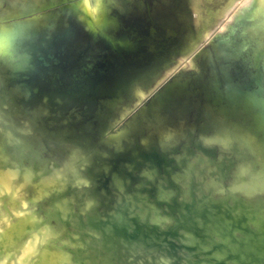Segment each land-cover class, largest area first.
Listing matches in <instances>:
<instances>
[{
  "label": "rangeland",
  "instance_id": "374dc122",
  "mask_svg": "<svg viewBox=\"0 0 264 264\" xmlns=\"http://www.w3.org/2000/svg\"><path fill=\"white\" fill-rule=\"evenodd\" d=\"M235 1L40 0V2L38 3V9L34 11L27 7L28 5H26L25 0H3V3L0 2V4L2 5H0V165L2 166L0 170H3L0 172V175L3 174L2 176L4 177V174L7 175L6 173H8L9 175H7V178L9 179V177L13 176L12 174L15 173L14 176L17 175L15 177L16 180L13 178L14 176L9 180H11L12 182H10L14 185L18 183V185L16 184L15 186H13V188L10 183H4L2 185V181H4L5 177L3 178L0 176V180L3 178L0 181V210L2 212V217H11V219L16 220V210L22 208L25 211L26 209L29 210L32 206L30 210L34 209V211H30L31 213H33V216H31V218L34 221L38 220L35 221V229L28 233L24 237V240L22 241L23 243L18 244L16 247L21 248L24 242H28L36 235L39 236L41 243L43 241L42 245H51L50 247L53 251L64 254L67 252L66 254L69 253L68 256L70 257V259L73 255H76L71 259V262L73 264H89V261L90 264H103V262H105L104 264H116V262H118L117 264H152V262L153 264H188L189 262V264H202L204 263V261L205 263L207 262L206 259L204 260L205 255L208 256L209 253H211V251H213L217 245L221 244L222 241L226 242V240H222V238L224 237V235H226L225 231H227V228L224 225L218 227L217 224L219 223V221L221 219L232 217L231 215H234L236 212H238L237 209H239L240 204L243 205V203H248L249 209L250 206L252 208L251 204H254V206L256 205L257 202L255 201H258L260 199V195L261 197H264V188H262L264 186V175L258 176V173H264V127H262L263 122H261V120H264V0ZM10 2H13L14 4ZM12 4L15 7H13ZM17 5L19 6L18 8ZM8 10L10 13L7 12ZM3 11L5 13H3ZM225 11L228 12L225 13ZM4 14H6L5 16H7L8 18L3 16ZM162 19L164 20L163 22ZM208 64L209 66H207ZM202 70H204V72ZM231 73L232 75H230ZM227 74L231 76L230 79L232 81L230 80V82H233L232 85L235 88L237 87L241 93L240 101L236 103L237 105H230L231 103H229V99L226 97L228 89H226L227 85L225 84L228 81L227 79L224 80V78L227 77ZM193 83L195 85H192ZM171 85H173L174 87L172 88ZM191 87L194 89H191ZM198 87L200 89H198ZM216 87H218L220 90ZM166 88L169 89L168 92ZM170 90L172 91L170 92ZM195 90L196 93L198 92V96L195 93ZM200 91L205 92L201 93ZM200 96H202L203 98ZM192 98H195L200 102L196 101L195 99L192 100ZM155 100L156 104L154 108L146 111L149 105ZM202 100H205L204 105ZM217 100H219L220 102L218 103ZM225 100L228 102H226ZM194 102L195 104H193ZM216 103L219 105H217ZM191 105L195 107H192ZM197 105L198 107H196ZM201 107H204V110H202ZM126 108H129L130 111L129 109L126 110ZM120 110H122V112ZM196 110L198 112H196ZM219 111L221 112V114H218L220 113ZM191 113L193 116L191 115ZM116 114L118 116H116ZM121 114L125 116H122ZM50 116L52 117V119L56 117L57 118L52 120ZM226 116H229L231 118H227ZM49 117L50 119H48ZM76 118L78 121L76 120ZM79 118L83 120H79ZM45 119H47L46 122ZM86 119L89 120L86 121ZM104 120L106 122H104ZM127 120L130 122H127ZM99 121H101V123ZM231 121L233 122L231 123ZM139 124L141 126H139ZM135 126L138 127L136 128ZM3 127L5 128V130H3ZM72 127H75V129H72ZM80 127L82 128V130ZM6 129L9 131H6ZM90 129H93L95 131ZM92 131L94 132V134ZM69 133H72L73 135ZM76 133H78L77 136L75 135ZM79 133H81L82 135ZM166 133H169L171 135L168 134L167 136ZM245 133H251L250 143L252 144V148H250V144L247 145V143L245 142ZM13 135H15L16 137ZM214 135L216 136V138ZM148 137H151V139H149ZM73 138L75 140L78 139L79 141H75ZM96 138L100 140L99 143ZM133 139L137 141H134ZM223 139H225L226 141H224ZM101 140H104L105 142H102ZM180 141L182 142L180 143ZM73 142L75 143V145H73ZM2 143H4V145ZM34 143H36V145ZM104 143H107L108 146ZM125 143L127 145H124ZM165 143L166 145H163ZM69 144L71 147L69 146ZM64 145H68V148H66L67 146L65 147ZM94 145L96 147H94ZM229 145L230 149H228ZM17 146L19 147L17 148ZM113 146L114 150L112 149ZM2 147L4 148L2 149ZM96 148H98V151L101 149L100 151L103 152L101 153L99 151L98 153ZM107 148L109 149L107 150ZM36 149L38 150V152L36 153L42 152L41 158L39 156L40 154L37 155L35 153ZM103 149H106L105 151L108 154ZM3 150H5L4 152L6 154L3 152ZM94 150L96 152H94ZM208 150L209 152H207ZM84 151H87L86 153L90 154L87 155L86 153H84ZM52 152L54 155L52 154ZM65 152H67V154ZM78 152L81 154H78ZM163 152H165V154ZM178 152L181 153V155ZM43 153H45V155ZM92 153L93 155H91ZM109 154L111 155L109 156ZM68 155L71 157H69ZM63 156L66 157L64 158ZM86 156L91 160H88ZM95 156L96 158H94ZM198 156L199 158H197ZM16 157L17 160L15 159ZM38 157L39 159L37 161ZM84 157H86V159ZM27 158H30L29 162H27ZM59 158L64 162L60 163L61 161L57 160ZM190 158H193V160H191ZM97 159L101 162H98ZM188 159H190L191 163ZM47 160H51L50 162L52 163V166L55 170L51 168V163ZM89 161L91 162L87 165V162ZM92 162L94 163L92 164ZM172 162H174V164ZM1 163H3V165ZM84 163L85 166L88 167V169L84 166ZM24 164H27L28 166H25ZM40 164H42V167ZM61 164L64 165L65 168ZM95 165L101 166L103 167V169H97L98 166L96 167ZM183 165L185 168L183 167ZM191 165L196 168H193ZM54 166L57 168H55ZM61 166L63 167V169H60ZM221 166L222 168H220ZM91 167L93 169V172L90 169ZM94 167H96V170ZM23 168L25 173L23 172V170H21ZM43 168L47 171L44 170L43 172ZM79 168H81V170ZM59 169L64 171L63 176L66 174L65 177H62V174H58L59 176L57 175V172H62L59 171ZM78 169L79 173H77ZM244 169H247V171ZM33 170L36 175L38 174L37 176L32 173ZM52 170L57 171L53 173ZM85 170H88V172L91 171L90 173H88L89 175L84 174L87 173ZM30 171H32L31 174L35 176V178L32 176L33 179H31L29 175V178L31 180L28 178V175H26V173L28 174L30 173ZM67 171L74 175L72 177V175L70 174L71 180H69V174ZM80 172H82L83 175H78L82 174ZM192 172L195 173L192 174ZM205 172L208 174H206ZM217 172H219L222 177L219 174H216ZM227 172L229 173V175ZM198 173H200V177ZM53 174L57 177L56 179L54 178ZM196 174L198 175V179L197 177H195ZM251 174L253 175L251 176ZM25 175L26 178L29 179L27 180L25 178V183L27 181V185L23 183ZM40 175L43 177H40ZM149 175H153V177L151 178ZM80 176H82V178L79 179L81 182L76 179ZM84 176L87 178L86 181L88 182L83 180V178L85 179ZM127 176L128 180L130 181L126 180ZM49 177L54 178L57 181L59 180V183L62 182L61 184L63 186L61 185L60 188V184H58L57 186L58 182H56L54 179H49ZM117 177L118 179L121 178L119 180L117 179L118 184L123 183L125 184V186L123 184V187H121V184H119L118 186V184L116 183ZM249 177H253L254 181L256 180L255 178H257L256 181H258V183L256 184V189L254 188L256 181L254 182L253 179ZM38 178H41V181H39ZM178 178L180 181L177 180ZM204 178H206L205 181L202 180ZM233 178L235 180H233ZM242 178L246 182H243L241 180ZM42 179H45V181H43ZM46 179H49L50 182ZM94 179L96 180V182H94ZM163 179L166 180L164 181ZM72 180L75 181V184H77V182L78 184H82L81 186L84 188L81 189L82 187L78 186V184L76 187L75 184L72 183ZM208 180H210L212 183L210 181L208 183ZM52 181L55 182V185ZM82 181H84L87 185H85L84 182L82 183ZM137 181L142 182L136 183ZM30 182L32 186L29 185ZM91 182L93 184H91ZM146 183H148L149 185H147ZM36 184H39V189ZM191 184L193 185L192 188L194 190L191 188ZM241 184H243L244 187H242ZM258 184L260 185V187H258ZM6 185H8V187ZM48 185L49 187H47ZM183 185L186 186V188ZM23 186H25V188ZM252 186L253 189L250 190L249 188H251ZM65 187L68 188L65 189ZM214 187L217 189L215 190ZM1 188H4L5 191H3ZM205 190L207 191V193L204 192ZM6 191H10L9 195ZM16 191L18 192V195L15 194ZM198 191L201 193V197ZM246 191L257 192L249 194ZM43 192L46 194H44ZM124 193H126L127 195H124ZM129 193L131 194L129 197H127ZM195 193H198V195H196ZM62 194L64 197L62 196ZM231 194H233L234 196H231ZM241 194L244 195L242 196ZM35 195H38V197L47 195V197L46 199L44 198L45 196L42 198L39 197L38 199ZM67 195L69 196V198H67ZM134 195L135 197H133ZM167 195H169V197ZM188 195H191L193 198L191 196L189 197ZM123 196H126L127 198ZM139 196L144 197V200L142 198V200H140ZM187 196L189 197V199ZM196 196L198 197V199ZM73 197L75 198V200ZM118 197H120L121 200L118 199ZM218 197H220L221 199L225 198L226 200L230 197L229 199L231 200L225 201V199H222L224 201L223 203V201ZM237 197L242 200L238 199ZM202 198L205 199L202 200ZM215 198L217 200H215ZM51 199L53 200L51 201ZM128 199L130 201H128ZM234 199L240 201H237V203ZM254 199L256 200L254 201ZM35 200L37 201V203ZM87 200L88 205L86 206L85 201ZM136 200L137 202H135ZM209 200L211 203L209 202ZM220 200L221 202H219ZM25 201H27L28 203H25ZM109 201L110 203H112L109 204ZM187 201L190 204L187 203ZM198 201L202 203H199ZM72 202L76 205H74ZM175 202H177L179 206ZM235 202L237 205L234 204ZM62 203L69 204L67 205L68 212H61V210L59 211L57 205ZM118 204L119 207L114 206H118ZM128 204H130V207L128 206ZM21 205L24 206L22 207ZM36 205L38 207H36ZM83 205H85V207ZM233 205L235 206V208L233 207ZM112 206H114L115 210ZM121 206L123 207L124 211H126L125 213ZM152 206L153 208H151ZM228 206L233 208L230 209V207ZM13 207L15 208V210L13 209ZM92 208L94 209L92 210ZM111 208L112 210H110ZM173 208L174 211H176L175 216L173 214ZM104 209L107 210L105 211ZM151 209H153V212L150 214L149 212L151 211ZM232 209L233 211H231ZM28 210L25 212L28 213ZM87 210H90L89 213ZM181 210H185L186 212ZM93 211L96 212V215ZM112 211L116 212L113 213ZM196 211L201 212L197 213ZM7 212L9 214H7ZM30 212L29 214H31ZM119 212L121 214L124 213V216L122 217ZM137 212L140 216H142L140 217ZM155 212H157V215H154ZM181 212L184 213L182 214ZM109 213H111L110 215L112 216H110ZM146 213L148 214L147 216ZM160 213L161 215H159ZM226 213H228V216ZM42 214L43 216H41ZM129 214H132V216H130ZM163 214H165V216ZM218 214L221 217H219ZM63 215L64 217H66L65 220ZM137 215L138 217H136ZM149 215L154 216V218L152 216L153 220ZM158 215L160 216V219L158 218ZM35 216H38V218L36 219ZM95 216L97 217V219H95ZM108 216L110 217V219H107L109 218ZM111 217L113 219H111ZM116 217H118L117 223H115L117 220ZM121 217L123 219H121ZM128 217L131 219L128 220ZM41 218L42 220H40ZM119 218L121 220H125L122 222ZM216 218L221 219L217 220ZM53 219L55 222L53 221ZM171 219H176V221L173 222ZM144 220H148V223H143L145 222ZM212 220L214 221V223L212 222ZM234 220L235 223H237V219ZM106 221H108L109 228L106 227ZM157 221L160 224H158ZM81 222L83 223L81 224ZM98 222H100L101 224ZM63 223L65 226L63 225ZM44 224H46L47 226H45ZM56 224L57 228L55 227ZM59 224H62L66 229L64 227H61L62 225L60 226ZM92 224L95 226H93ZM109 224L111 226H114L115 224L114 228L112 229ZM134 224L137 226L136 228ZM139 224H141L143 227ZM153 224H155V226ZM167 225H169V228L167 227ZM43 226L45 227L44 229ZM122 226L125 228L126 234L120 233L123 229ZM38 227L41 228L38 229ZM160 227L163 228L160 229ZM256 227L257 225L253 224V230L254 228L256 229ZM54 228L64 234L61 235V233L56 232ZM90 228H93V230H89ZM141 228H143L146 232ZM166 228L168 232H166ZM45 229L47 231H45ZM94 229L96 231H94ZM207 229L213 230L211 232V230L208 231ZM39 230L42 231L40 232ZM50 230L52 232H55L56 234L58 233L61 236H57L55 238L54 236L56 235L53 234L54 236H52ZM61 230H63L64 232H62ZM81 230L83 231V234L82 232H80ZM113 230L119 234H114ZM147 230H151L152 233L151 231L148 232ZM153 230H155V232ZM68 231L69 235L67 234ZM89 231L90 233L87 234V232ZM103 231L106 233H104ZM183 231L184 233H187L184 234ZM236 231L237 237L234 236V240L245 239V231H243L241 228H237ZM72 232L74 233V235ZM177 232H179L178 235ZM39 234L41 235V237ZM170 234H172V236H170ZM49 235L51 238H49ZM103 235L106 236L104 237ZM175 235H177L178 238L175 237ZM187 235L190 237L188 238ZM44 236L46 238H44ZM89 236H91L90 239H88ZM114 236L118 237L119 239L118 246L117 244L116 246H114ZM121 236L123 239H121ZM179 236L180 238L182 236V241L180 240ZM203 236L206 238H204ZM186 237L188 239H185ZM79 238L81 239L79 240ZM85 238H87V241L85 240ZM136 238L137 240L141 238L140 241L142 242L138 241L136 243ZM148 239L150 240V242H147ZM81 240L83 242V245H80L82 244ZM93 240H96L94 243L95 245H93L92 243L94 242ZM156 240H158L160 243L158 241L156 242ZM190 240H193L192 246L190 244L192 243ZM253 240L255 241V239ZM125 241L127 242L126 244H131V248L129 247V245L125 244ZM74 242L75 244H73ZM77 242L80 243L76 244ZM108 242L109 244L113 242V245L111 244L112 247L108 244ZM134 242L137 245H134ZM143 242L146 244H144V248L142 247ZM200 242L203 244H201ZM176 243H178V245ZM101 245H103V247H101ZM123 245L126 252L124 251ZM167 246L170 247V249ZM202 246L204 251L201 250V253V251L199 250L200 248L202 249ZM153 247H155L154 250ZM205 247L206 249H204ZM148 248L152 249L149 250ZM156 248L157 250H155ZM89 249L93 252L91 253ZM103 249H105V252ZM145 249H148V252L145 251ZM193 249L195 252L193 251ZM130 250L133 251L131 252ZM107 251L108 253L110 252V255H108ZM118 251H120V253L122 251V253L120 254ZM95 252H97L96 256L93 255L95 254ZM163 252L166 253L164 254ZM134 253L136 254V256L133 255ZM233 253L231 251L229 254L233 255ZM99 254L101 256L107 255L106 257H102V262L100 260L101 256ZM123 254L127 257H125ZM193 254L199 257H195ZM77 255L80 261L77 259ZM164 255L168 256L169 260L171 257V260L167 261V257ZM90 256L92 257V259ZM161 256H163V259H161ZM114 257H116V259H114ZM172 257L174 260L172 259ZM201 257L204 261L201 259ZM187 259H190L191 261L188 262ZM198 259H200V261H198ZM211 260H214L213 257H211ZM108 261H110L111 263H108ZM124 261L126 263H123Z\"/></svg>",
  "mask_w": 264,
  "mask_h": 264
},
{
  "label": "bare ground",
  "instance_id": "6f19581e",
  "mask_svg": "<svg viewBox=\"0 0 264 264\" xmlns=\"http://www.w3.org/2000/svg\"><path fill=\"white\" fill-rule=\"evenodd\" d=\"M3 0H1L0 2H2ZM5 1V0H4ZM10 1V0H9ZM13 1V0H12ZM22 1V0H21ZM26 1V5H28L27 7L28 8H30L32 11H34V10H36V9H38V3L40 2V0H25ZM235 1V0H234ZM236 2V1H235ZM3 3V2H2ZM10 3H13V2H10ZM16 3V2H15ZM23 3V2H22ZM14 4V3H13ZM13 4H12V6H13ZM235 4V3H234ZM1 5V4H0ZM25 5V4H24ZM2 6V5H1ZM22 6V5H21ZM230 6V5H229ZM13 7H15V6H13ZM19 6L17 5V8H18ZM233 7V6H232ZM3 8V7H2ZM231 8V7H230ZM0 9H1V7H0ZM14 10V9H13ZM12 10V11H13ZM25 10V9H24ZM7 12H9V10L7 11ZM226 12H228V11H225V13ZM3 13H5L4 11H3ZM2 13V14H3ZM10 13V12H9ZM8 13V14H9ZM13 14V13H12ZM1 15V14H0ZM6 14H4L3 16H5ZM5 17H7V16H5ZM5 17H3V18H5ZM10 17V16H9ZM8 18V17H7ZM1 19H2V17H1ZM164 20L162 19V22H163ZM161 23V22H160ZM165 23V22H164ZM163 23V24H164ZM167 27V26H166ZM165 27V28H166ZM227 44V43H226ZM233 45V44H232ZM228 48V47H227ZM232 50V49H231ZM221 58V57H220ZM223 58V57H222ZM222 60V59H221ZM230 60V59H229ZM206 61H207V59H206ZM204 62V61H203ZM203 64H205V63H203ZM207 64V63H206ZM221 64V63H220ZM206 66V65H205ZM207 66H209V64L207 65ZM231 66V65H230ZM228 67V66H227ZM209 68V67H208ZM204 69V68H203ZM221 70V69H220ZM203 72H204V70H202ZM231 71H232V69H231ZM156 75V74H155ZM183 75V74H182ZM230 75H232V73L230 74ZM263 76V75H262ZM230 77L231 76H229V74H227V77H225L224 78V80L225 79H227V83L225 84V85H227V87H226V89H228V91H227V93H226V97L229 99V103H231L230 105H234V104H236V103H238L239 101H240V97H241V93H240V90L236 87H234L233 85H232V83L233 82H230ZM234 77V76H233ZM232 77V78H233ZM210 78V77H209ZM154 79V78H153ZM223 79V78H222ZM237 80V79H236ZM253 80H254V78H253ZM253 80H251V81H253ZM173 81V80H172ZM195 81V80H194ZM213 81V80H212ZM232 81V80H231ZM235 81V80H234ZM140 82V81H139ZM216 82H218V81H216ZM239 82H241V81H239ZM192 83V82H191ZM197 83V82H196ZM225 83V82H224ZM250 83H253V82H250ZM190 84V83H189ZM208 84V83H207ZM210 84V83H209ZM176 85H177V83H176ZM192 85H195L194 83L192 84ZM192 85H190V86H192ZM198 85V84H197ZM242 85V84H241ZM217 86V85H216ZM259 86H260V84H259ZM139 87V86H138ZM137 87V88H138ZM171 87L173 88L174 86L173 85H171ZM192 87H194V86H192ZM191 87V89H194V88H192ZM252 87V86H251ZM262 87V86H261ZM171 88V89H172ZM217 89H219L218 87H216ZM215 88V89H216ZM242 88V87H241ZM244 88V87H243ZM167 89V88H166ZM190 89V90H191ZM198 89H200L199 87H198ZM222 89H224V88H222ZM168 90L169 89H167V92H168ZM220 90V89H219ZM249 90V89H248ZM133 91V90H132ZM131 91V92H132ZM139 91V90H138ZM172 90H170V92H171ZM247 91V90H246ZM140 92V91H139ZM138 92V93H139ZM201 92V91H200ZM203 92H205V91H203ZM203 92H201V93H203ZM166 93V92H165ZM195 93H196V90H195ZM198 93V92H197ZM196 93V94H197ZM207 93V92H206ZM214 93V92H213ZM222 93H223V91H222ZM146 94V93H145ZM217 94V93H216ZM144 95V94H143ZM187 95V94H186ZM211 95V94H210ZM222 95V94H221ZM220 95V96H221ZM255 95V94H254ZM183 96V95H182ZM181 96V97H182ZM194 96V95H193ZM197 96H198V94H197ZM204 96V95H203ZM225 96V95H224ZM223 96V97H224ZM141 97H143V96H141ZM195 97H196V95H195ZM200 97H202V96H200ZM198 98V97H197ZM203 98V97H202ZM219 98V97H218ZM226 98V99H227ZM250 98H252V97H250ZM177 99V98H176ZM185 99V98H184ZM188 99V98H187ZM193 99H195V98H192V100ZM200 99V98H199ZM165 100V99H164ZM179 100V99H178ZM191 100V99H190ZM196 101H199V100H197V99H195ZM194 100V101H195ZM214 100V99H213ZM223 100V99H222ZM252 100V99H251ZM130 101V100H129ZM187 101V100H186ZM205 101V100H204ZM204 101L202 100V102H203V105L205 104L204 103ZM215 101V100H214ZM218 101V103L220 102L219 100H217ZM226 101V100H225ZM185 102V101H184ZM200 102V101H199ZM223 102V101H222ZM226 102H228V101H226ZM225 103V102H224ZM155 104H156V100L155 101H153L150 105H149V107L146 109V111H149V110H151V109H153L154 108V106H155ZM193 104H195V102L193 103ZM197 104V103H196ZM202 104V103H201ZM217 104V103H216ZM223 104V103H222ZM121 105V104H120ZM146 105V104H145ZM178 105V104H177ZM217 105H219V104H217ZM237 105V104H236ZM182 106V105H181ZM192 107H195V106H193V105H191ZM229 106V105H228ZM120 107H122V106H120ZM125 107V106H124ZM192 107H190V108H192ZM196 107H198V105L196 106ZM205 107V106H204ZM204 107L202 108V110H204ZM212 107V106H211ZM219 107V106H218ZM255 107V106H254ZM220 108V107H219ZM48 109V108H47ZM46 109V110H47ZM122 109V108H121ZM129 109V108H128ZM127 108H126V110H128ZM196 109V108H195ZM195 109H192V110H195ZM234 109V108H233ZM116 110V109H115ZM198 110V109H197ZM196 110V112H198ZM216 110H219V109H216ZM230 110V109H229ZM117 111V110H116ZM121 112H122V110H120ZM129 111H130V109H129ZM128 111V112H129ZM160 111V110H159ZM178 111V110H177ZM232 111V110H231ZM235 111V110H234ZM47 112V111H46ZM125 112V111H124ZM161 112V111H160ZM193 112V111H192ZM217 112V111H216ZM220 112V111H219ZM226 112V111H225ZM230 112V111H229ZM236 112V111H235ZM45 113V112H44ZM50 113V112H49ZM65 113V112H64ZM177 113V112H176ZM232 113V112H231ZM108 114V113H107ZM124 114V113H123ZM123 114H121L122 116H125V115H123ZM127 114V113H126ZM141 114V113H140ZM194 114V113H193ZM197 114V113H196ZM218 114H221V112L220 113H218ZM234 114V113H233ZM253 114V113H252ZM191 115H192V113H191ZM198 115V114H197ZM216 115V114H215ZM223 115V114H222ZM257 115H258V113H257ZM48 116V115H47ZM57 116V115H56ZM56 116H54V117H56ZM105 116V115H104ZM116 116H118L117 114H116ZM185 116V115H184ZM190 116V115H189ZM193 116V115H192ZM196 116V115H195ZM232 116V115H231ZM234 116V115H233ZM248 116V115H247ZM254 116V115H253ZM260 116V115H259ZM2 117V116H1ZM30 117V116H29ZM45 117V116H44ZM51 117V116H50ZM50 117L48 118V119H50ZM84 117V116H83ZM87 117V116H86ZM102 117V116H101ZM227 118L229 117V116H226ZM249 117V116H248ZM247 117V118H248ZM32 118V117H31ZM47 118V117H46ZM57 118V117H56ZM56 118H53V119H56ZM103 118H105V117H103ZM193 118V117H192ZM195 118V117H194ZM222 118V117H221ZM229 118H231V117H229ZM233 118V117H232ZM34 119H35V117H34ZM44 119V118H43ZM51 119H52V117H51ZM52 119V120H53ZM70 119V118H69ZM69 119H67V120H69ZM74 119V118H73ZM81 118H79V120H80ZM219 119V118H218ZM235 119V118H234ZM262 119V118H261ZM46 120L47 119H45V122H46ZM76 120H77V118H76ZM75 120V121H76ZM81 120H83V119H81ZM89 120V119H88ZM87 119H86V121H88ZM99 120H101V119H99ZM103 120V119H102ZM106 120V119H105ZM104 120V122H106ZM111 120V119H110ZM136 120V119H135ZM192 120V119H191ZM231 120V119H230ZM238 120V119H237ZM59 121V120H58ZM72 121V120H71ZM78 121V120H77ZM76 121V122H77ZM115 121H117V120H115ZM185 121V120H184ZM183 121V122H184ZM194 121V120H193ZM3 122V121H2ZM34 122V121H33ZM37 122V121H36ZM75 122V123H76ZM100 123H101V121H99ZM127 122H130V121H128L127 120ZM126 122V123H127ZM192 122V121H191ZM233 121H231V123H232ZM261 122H263V126L262 127H264V120H261ZM39 123V122H38ZM37 123V124H38ZM48 123V122H47ZM55 123V122H54ZM61 123V122H60ZM59 123V124H60ZM68 123H70V122H68ZM74 123V122H73ZM108 123V122H107ZM114 123H116V122H114ZM153 123V122H152ZM260 123V122H259ZM35 124V123H34ZM36 124V125H37ZM51 124H52V122H51ZM106 124V123H105ZM129 124V123H128ZM141 124V123H140ZM139 124V126H141ZM10 125V124H9ZM57 125H58V123H57ZM66 125V124H65ZM73 125V124H72ZM76 125V124H75ZM97 125H98V123H97ZM107 125V124H106ZM126 125V124H125ZM183 125V124H182ZM219 125V124H218ZM48 126V125H47ZM63 126V125H62ZM67 126V125H66ZM77 126V125H76ZM75 126V127H76ZM101 126V125H100ZM129 126H130V124H129ZM170 126V125H169ZM187 126V125H186ZM5 127V126H4ZM3 127V130H5V128ZM61 127V126H60ZM60 127H59V131H60ZM75 127H72V129H75ZM93 127V126H92ZM131 127V126H130ZM136 128L138 127V126H135ZM155 127V126H154ZM172 127V126H171ZM174 127V126H173ZM180 127V126H179ZM261 127V126H260ZM35 128V127H34ZM50 128V127H49ZM62 128V127H61ZM81 128V127H80ZM102 128H103V126H102ZM108 128V127H107ZM125 128H126V126H125ZM128 128V127H127ZM135 128V129H136ZM190 128V127H189ZM1 129V128H0ZM36 129V128H35ZM64 129V128H63ZM99 129H101V128H99ZM160 129V128H159ZM169 129H171V128H169ZM58 130V129H57ZM66 130V129H65ZM81 130H82V128H81ZM90 130H93V129H90ZM103 130V129H102ZM101 130V131H102ZM106 130V129H105ZM123 130V129H122ZM127 130H130V129H127ZM155 130V129H154ZM186 130V129H185ZM259 130V129H258ZM257 130V131H258ZM6 131H9V130H7L6 129ZM71 131V130H70ZM89 131V130H88ZM93 131H95V130H93ZM92 131V132H93ZM107 131V130H106ZM135 131V130H134ZM138 131V130H137ZM152 131V130H151ZM159 131V130H158ZM62 132V131H61ZM72 132V131H71ZM76 132H77V130H76ZM104 132V131H103ZM115 132H117V131H115ZM119 132V131H118ZM174 132V131H173ZM178 132V131H177ZM230 132H232V131H230ZM47 133H48V131H47ZM73 133V132H72ZM72 133H69V134H71V135H73ZM89 133V132H88ZM101 133V132H100ZM150 133V132H149ZM159 133V132H158ZM161 133V132H160ZM183 133V132H182ZM46 134V133H45ZM66 134V133H65ZM79 134H81V133H79ZM87 134V133H86ZM90 134V133H89ZM93 134H94V132H93ZM120 134V133H119ZM132 134H133V132H132ZM163 134V133H162ZM167 134V133H166ZM169 134V133H168ZM168 134H167V136H168ZM214 134V133H213ZM224 134V133H223ZM76 136L78 135V133H76L75 134ZM82 135V134H81ZM101 135H102V133H101ZM100 135V136H101ZM108 135V134H107ZM114 135V134H113ZM127 135V134H126ZM125 135V136H126ZM129 135V134H128ZM139 135V134H138ZM153 135V134H152ZM169 135H171V134H169ZM245 135V142L247 143V145H251V147L250 148H252V144L250 143L251 141H250V139H251V133H245L244 134ZM13 136H15V135H13ZM60 136V135H59ZM67 136V135H66ZM69 136V135H68ZM103 136V135H102ZM110 136H111V134H110ZM116 136V135H115ZM118 136V135H117ZM135 136V135H134ZM179 136V135H178ZM184 136V135H183ZM191 136V135H190ZM215 136V135H214ZM16 137V136H15ZM43 137H44V135H43ZM52 137V136H51ZM65 137V136H64ZM90 137V136H89ZM114 137V136H113ZM128 137V136H127ZM136 137V136H135ZM139 137V136H138ZM160 137V136H159ZM165 137V136H164ZM201 137V136H200ZM218 137V136H217ZM2 138V137H1ZM19 138V137H18ZM17 138V139H18ZM68 138V137H67ZM76 138V137H75ZM79 138H81V137H79ZM118 138V137H117ZM126 138V137H125ZM124 138V139H125ZM133 138V137H132ZM149 139H151V137H148ZM154 138V137H153ZM156 138V137H155ZM202 138V137H201ZM215 138H216V136H215ZM74 139V138H73ZM170 139V138H169ZM232 139V138H231ZM29 140H30V136H29ZM28 140V141H29ZM75 140V139H74ZM78 139H76L75 141H77ZM86 140V139H85ZM91 140H92V138H91ZM95 140V139H94ZM96 140H98L97 138H96ZM122 140V139H121ZM132 140V139H131ZM134 140V139H133ZM145 140V139H144ZM143 140V141H144ZM147 140V139H146ZM155 140V139H154ZM161 140V139H160ZM175 140V139H174ZM181 140V139H180ZM201 140V139H200ZM203 140V139H202ZM224 141H226L225 139H223ZM18 141V140H17ZM22 141V140H21ZM35 141H38V140H35ZM79 141V140H78ZM99 141L100 140H98V143H99ZM102 141V140H101ZM104 141V140H103ZM102 141V142H103ZM134 141H137V140H134ZM133 141V142H134ZM142 141V140H141ZM170 141V140H169ZM182 141H183V139H182ZM182 141H180V143L182 142ZM187 141H188V139H187ZM2 142V141H1ZM5 142V141H4ZM82 142V141H81ZM105 142V141H104ZM148 142V141H147ZM161 142V141H160ZM14 143V142H13ZM17 143V142H16ZM20 143V142H19ZM28 143V142H27ZM31 143V142H30ZM39 143V142H38ZM69 143V142H68ZM74 143V142H73ZM89 143V142H88ZM90 143H92V142H90ZM146 143V142H145ZM144 143V144H145ZM159 143V142H158ZM169 143V142H168ZM167 143V144H168ZM183 143H184V141H183ZM186 143V142H185ZM201 143V142H200ZM209 143V142H208ZM220 143H222V142H220ZM224 143V142H223ZM231 143V142H230ZM241 143V142H240ZM3 145H4V143H2ZM1 144V145H2ZM6 144V143H5ZM29 144V143H28ZM35 145H36V143H34ZM33 144V145H34ZM80 144V143H79ZM85 144H87V143H85ZM101 144V143H100ZM100 144H98V145H100ZM104 144H106L107 145V143H104ZM129 144H130V142H129ZM176 144V143H175ZM20 145V144H19ZM34 145V146H35ZM38 145V144H37ZM72 145V144H71ZM73 145H75V143L73 144ZM93 145V144H92ZM102 145H103V143H102ZM111 145V144H110ZM124 145H127L126 143L124 144ZM135 145V144H134ZM147 145V144H146ZM163 145H166V143L165 144H163ZM228 145V144H227ZM236 145V144H235ZM7 146V145H6ZM31 146V145H30ZM65 146V145H64ZM67 146V147H66ZM65 147L66 148H68V145H66ZM69 146H70V144H69ZM78 146H80V145H78ZM90 146V145H89ZM89 146H87V147H89ZM108 146V145H107ZM208 146V145H207ZM213 146H214V144H213ZM226 146V145H225ZM1 147V146H0ZM19 146H17V148H18ZM22 147V146H21ZM53 147V146H52ZM61 147V146H60ZM71 147V146H70ZM84 147V146H83ZM94 147H96L95 145H94ZM105 147V146H104ZM104 147H102V148H104ZM163 147V146H162ZM183 147V146H182ZM224 147V146H223ZM4 147H2V149H3ZM23 148V147H22ZM32 148H33V146H32ZM39 148V147H38ZM56 148V147H55ZM111 148V147H110ZM239 148V147H238ZM245 148V147H244ZM10 149V148H9ZM59 149V148H58ZM77 149V148H76ZM80 149H82V148H80ZM97 149V151H98V148H96ZM109 148H107V150H108ZM113 150H114V146H113V148H112ZM165 149V148H164ZM163 149V150H164ZM199 149V148H198ZM228 149H230V145H229V148ZM241 149V148H240ZM248 149V148H247ZM66 150V149H65ZM101 150V149H100ZM99 150V151H100ZM104 151L106 150V149H103ZM111 150V149H110ZM110 150H109V152H110ZM188 150V149H187ZM5 150H3V152H4ZM10 151V150H9ZM67 151V150H66ZM80 151V150H79ZM99 151H98V153H99ZM112 151V150H111ZM200 151V150H199ZM253 151V150H252ZM7 152V151H6ZM27 152V151H26ZM25 152V153H26ZM32 152V151H31ZM36 152H38V150L36 149V151H35V153ZM77 152V151H76ZM87 152V151H86ZM85 151H84V153H86ZM92 152V151H91ZM94 152H96L95 150H94ZM101 152V151H100ZM103 152V151H102ZM101 152V153H102ZM106 152V151H105ZM175 152V151H174ZM173 152V153H174ZM207 152H209V150L207 151ZM223 152H225V151H223ZM229 152V151H228ZM5 153V152H4ZM24 153V152H23ZM42 153V152H41ZM41 153H36L37 155L38 154H40L39 156H40V158H41ZM66 154H67V152H65ZM71 153V152H70ZM84 153H83V155H84ZM107 153V152H106ZM164 154H165V152H163ZM179 153V152H178ZM187 153V152H186ZM231 153H232V151H231ZM6 154V153H5ZM10 154H12V153H10ZM31 154V153H30ZM35 154V155H36ZM44 155H45V153H43ZM50 154V153H49ZM48 154V155H49ZM52 154H53V152H52ZM52 154H51V157H52ZM78 154H81V153H79L78 152ZM87 155H89L88 153H86ZM95 154V153H94ZM108 154V153H107ZM180 155H181V153H179ZM200 154V153H199ZM246 154H248V153H246ZM2 155V154H1ZM36 155V156H37ZM54 155V154H53ZM57 155V154H56ZM55 155V156H56ZM91 155H93V153L91 154ZM106 155V154H105ZM111 154H109V156H110ZM175 155V154H174ZM179 155V156H180ZM184 155V154H183ZM182 155V156H183ZM197 155V154H196ZM215 155V154H214ZM225 155V154H224ZM242 155V154H241ZM12 156V155H11ZM14 156V155H13ZM19 156V155H18ZM36 156H35V158H36ZM54 156V157H55ZM60 156V155H59ZM69 156V155H68ZM124 156V155H123ZM171 156V155H170ZM176 156V155H175ZM178 156V155H177ZM200 156V155H199ZM199 156L197 157V158H199ZM227 156V155H226ZM234 156V155H233ZM239 156V155H238ZM245 156V155H244ZM5 157V156H4ZM9 157V156H8ZM47 157V156H46ZM58 157V156H57ZM64 157V156H63ZM62 157V158H63ZM66 157V156H65ZM64 157V158H65ZM69 157H71V156H69ZM69 157H68V159H69ZM87 157V156H86ZM86 157H84L85 159H86ZM201 157V156H200ZM202 157H204V156H202ZM235 157V156H234ZM233 157V158H234ZM6 158V157H5ZM14 158V157H13ZM56 158V157H55ZM73 158V157H72ZM75 158V157H74ZM88 158V157H87ZM94 158H96V156L94 157ZM228 158V157H227ZM232 158V159H233ZM4 159V158H3ZM16 160H17V157L15 158ZM20 159V158H19ZM28 159V158H27ZM30 159V158H29ZM29 159H28V161L27 162H29ZM38 159H39V157L37 158V161H38ZM191 160H193V158H190ZM190 159H188L189 161H190ZM212 159V158H211ZM240 159H241V157H240ZM2 160V159H1ZM7 160H9V159H7ZM57 160H60V158L59 159H57ZM66 160V159H65ZM74 160V159H73ZM82 160V159H81ZM88 160H91V159H89L88 158ZM87 160V161H88ZM96 160V159H95ZM94 160V161H95ZM101 160V159H100ZM174 160V159H173ZM185 160V159H184ZM213 160V159H212ZM13 161V160H12ZM19 161V160H18ZM47 161H49V160H47ZM51 161V160H50ZM49 161V162H50ZM61 162L60 163H63L64 161H62V160H60ZM70 161V160H69ZM72 161V160H71ZM78 161V160H77ZM86 161V160H85ZM97 161H98V159H97ZM96 161V162H97ZM106 161H109V160H106ZM122 161V160H121ZM187 161V160H186ZM189 161H188V163H189ZM220 161V160H219ZM230 161H232V160H230ZM234 161V160H233ZM1 162V161H0ZM48 162V163H49ZM83 162V161H82ZM91 161H89V162H87V165H88V163H90ZM98 162H101V161H98ZM104 162V161H103ZM102 162V163H103ZM123 162V161H122ZM125 162V161H124ZM140 162V161H139ZM200 162V161H199ZM201 162H203V161H201ZM209 162V161H208ZM211 162V161H210ZM221 162V161H220ZM226 162V161H225ZM37 163V162H36ZM45 163V162H44ZM51 163V162H50ZM55 163V162H54ZM56 163H58V162H56ZM94 162H92V164H93ZM116 163H118V162H116ZM173 164H174V162H172ZM190 163H191V161H190ZM190 163H189V165H190ZM2 165H3V163H1ZM12 164V163H11ZM17 164V163H16ZM38 164V163H37ZM46 164H47V162H46ZM71 164V163H70ZM80 164V163H79ZM83 164V163H82ZM81 164V165H82ZM97 164V163H96ZM105 164V163H104ZM121 164V163H120ZM127 164H128V162H127ZM179 164H181V163H179ZM198 164V163H197ZM220 164V163H219ZM258 164V163H257ZM19 165V164H18ZM21 165V164H20ZM25 166L27 165V164H24ZM28 165H29V163H28ZM27 165V166H28ZM35 165V164H34ZM41 165V167H42V164H40ZM44 165V164H43ZM62 165V164H61ZM72 165V164H71ZM81 165H79V166H81ZM102 165V164H101ZM123 165V164H122ZM200 165V164H199ZM213 165V164H212ZM250 165V164H249ZM8 166V165H7ZM11 166V165H10ZM51 166H52V163H51ZM56 166V165H55ZM54 166V167H55ZM58 166V165H57ZM60 166V165H59ZM63 167H64V165H62ZM61 166V168L60 169H63V167ZM78 166V167H79ZM84 166H85V163H84ZM91 166V165H90ZM93 166V165H92ZM96 167L98 166V165H95ZM110 166H111V164H110ZM171 166V165H170ZM182 166V165H181ZM186 166V165H185ZM192 166V165H191ZM196 166V165H195ZM1 165H0V169H1ZM21 167V166H20ZM24 167V166H23ZM36 167H40V166H36ZM86 167V166H85ZM96 167H94L95 168V170H96ZM109 167V166H108ZM172 167V166H171ZM183 167H184V165H183ZM193 167V166H192ZM191 167V168H192ZM199 167V166H198ZM212 167V166H211ZM217 167V166H216ZM251 167V166H250ZM264 167V166H263ZM25 168V167H24ZM24 168L23 169H21V170H23V172H24ZM27 168V167H26ZM30 168V167H29ZM52 169H54L53 168V166L51 167ZM55 168H57V167H55ZM65 168V167H64ZM75 168H76V166H75ZM87 169H88V167H86ZM99 168H102L103 169V167H101V166H98V168L97 169H99ZM145 168V167H144ZM179 168V167H178ZM182 168V167H181ZM185 168V167H184ZM189 168V167H188ZM187 168V169H188ZM193 168H196V167H193ZM218 168V167H217ZM220 168H222V166L220 167ZM245 168V167H244ZM7 169V168H6ZM6 169H5V171H6ZM11 169V168H10ZM34 169V168H33ZM37 169V168H36ZM59 169V171H62V170H60ZM80 170H81V168H79ZM79 169L77 170V173H79ZM91 170H92V172H93V169H92V167L90 168ZM105 169V168H104ZM130 169V168H129ZM180 169V168H179ZM179 169H178V171H179ZM198 169V168H197ZM208 169V168H207ZM13 170V169H12ZM14 170H15V168H14ZM19 170V169H18ZM30 170H32V169H30ZM44 170H46V169H44L43 168V172H44ZM55 170V169H54ZM54 170H52L53 171V173L54 172H56V171H54ZM108 170V169H107ZM116 170V169H115ZM193 170V169H192ZM201 170V169H200ZM212 170V169H211ZM244 170H246L247 171V169H244ZM243 170V171H244ZM1 171H3V170H0V172ZM4 171V172H5ZM8 171H10V170H8ZM39 171V170H38ZM41 171V170H40ZM47 171V170H46ZM86 171V170H85ZM175 171V170H174ZM196 171V170H195ZM204 171H205V169H204ZM207 171V170H206ZM219 171V170H218ZM245 171V172H246ZM250 171V170H249ZM260 171V170H259ZM258 171V172H259ZM3 172V173H4ZM16 172V171H15ZM28 172H29V170H28ZM31 172L32 171H30V173H26V175H28V178H29V175H30V177H31V179H33L32 178V176L35 178V176H37L35 173H34V170H33V172L32 173H34L35 174V176L33 175V174H31ZM42 172V171H41ZM42 172V173H43ZM63 172L64 171H62L61 173H58L57 172V175L58 174H62L61 176L62 177H65L66 176V174L63 176ZM68 172V174H69V180H71L70 179V177H71V173H69V171H67ZM75 172V171H74ZM73 172V173H74ZM82 172H83V170H82ZM82 172H80V173H82ZM87 173H84V174H88V173H90L91 171H89L88 172V170L86 171ZM107 172V171H106ZM139 172V171H138ZM145 172V171H144ZM166 172V171H165ZM187 172V171H186ZM188 172H189V170H188ZM197 172V171H196ZM199 172V171H198ZM208 172V171H207ZM214 172V171H213ZM212 172V173H213ZM244 172V173H245ZM264 172V171H263ZM11 173V172H10ZM25 173V172H24ZM38 173V172H37ZM124 173V172H123ZM177 173V172H176ZM193 173H195V172H192V174ZM201 173V172H200ZM200 173H198V175H199V177H200ZM206 173V172H205ZM228 173V172H227ZM231 173V172H230ZM255 173V172H254ZM7 175H9L8 173H6ZM12 174V173H11ZM14 174L15 173H13L12 175L14 176ZM44 174V173H43ZM42 174V175H43ZM56 174V173H55ZM67 174V175H68ZM71 174V175H70ZM93 174V173H92ZM143 174V173H142ZM168 174V173H167ZM186 174V173H185ZM206 174H208V173H206ZM216 174H219V172H217ZM239 174H240V172H239ZM259 175L258 176H263L264 175V173H258ZM3 175V174H2ZM2 175H0L1 177H3ZM7 175H5L4 174V181H2V185L5 183V184H8V183H10L11 185H12V188H13V186H15L16 184L18 185V183H16L15 185L13 184V183H11L12 181L11 180H9L11 177H13V176H11V177H9V179L7 178L8 176ZM26 175H25V177H24V184H26L27 183V181H26V183H25V180L27 179L26 178ZM78 175H83V173L82 174H78ZM89 175V174H88ZM108 175V174H107ZM173 175V174H172ZM181 175V174H180ZM197 174L195 175V177H197L198 176ZM214 175V174H213ZM220 175V174H219ZM223 175V174H222ZM228 175H229V173H228ZM247 175H248V172H247ZM253 174H251V176H252ZM17 176V175H16ZM16 176H14L13 178L16 180ZM18 176H19V174H18ZM24 176V175H23ZM51 176V175H50ZM53 176H54V178L56 179L57 177L53 174ZM59 176V175H58ZM74 175H72V177H73ZM77 176V175H76ZM91 176V175H90ZM113 176V175H112ZM118 176V175H117ZM150 176V175H149ZM186 176V175H185ZM202 176V175H201ZM206 176V175H205ZM221 176V175H220ZM219 176V177H220ZM241 176V175H240ZM39 177V176H38ZM40 177H43V176H41L40 175ZM85 177V176H84ZM120 177V176H119ZM151 178L153 177V175L152 176H150ZM192 177V176H191ZM194 177V178H195ZM209 177H210V175H209ZM214 177V176H213ZM216 177H218V176H216ZM222 177V176H221ZM230 177V176H229ZM243 177V176H242ZM254 177V176H253ZM253 177H249V178H252L253 179ZM2 178V179H3ZM12 178V179H13ZM26 178V179H25ZM46 178V177H45ZM54 178H50L49 177V179H54ZM60 178V177H59ZM80 178H82V176H80L79 178H76L77 180H79ZM94 178V177H93ZM127 179L126 180H128V176L126 177ZM156 178V177H155ZM177 178V177H176ZM180 178V177H179ZM179 178L177 179V180H179ZM186 178V177H185ZM193 178V179H194ZM203 178V177H202ZM212 178V177H211ZM224 178V177H223ZM225 178H227V177H225ZM1 179V180H2ZM17 179H18V177H17ZM30 179V178H29ZM29 179H27V180H29ZM30 179V180H31ZM41 179V178H40ZM39 178H38V180L39 181H41ZM49 179H46V180H48L49 182H50V180ZM54 179V180H55ZM65 179V178H64ZM68 179V178H67ZM74 179V178H73ZM75 179V180H76ZM86 177H85V179L83 178V180L84 181H86ZM113 179H114V177H113ZM117 179H118V177L116 178V183L118 184V182H117ZM119 179H121V178H119ZM118 179V180H119ZM197 179H198V177H197ZM256 180H257V178H255ZM259 179V178H258ZM0 180V181H1ZM35 180V179H34ZM43 180V179H42ZM62 180H63V178H62ZM82 180V179H81ZM125 180V179H124ZM154 180V179H153ZM164 180V179H163ZM166 180V179H165ZM164 180V181H165ZM184 180V179H183ZM201 180V179H200ZM202 180H206V178H204V179H202ZM226 180V179H225ZM232 180V179H231ZM233 180H235L234 178H233ZM232 180V181H233ZM243 182H246V181H244L243 180V178L241 179ZM251 180V179H250ZM255 180V181H256ZM262 180V179H261ZM9 181V182H8ZM11 181V182H10ZM14 181V180H13ZM17 181H19V180H17ZM43 181H45V179L43 180ZM48 181H46V182H48ZM56 182H58L57 183V186H58V184H60L59 185V187L62 185L61 183H59V180L57 181V180H55ZM73 181V180H72ZM80 181V180H79ZM84 181H82V183L84 182ZM93 181V180H92ZM101 181V180H100ZM114 181H115V179H114ZM120 181H122V180H120ZM128 181H130V180H128ZM180 181V180H179ZM209 181L210 180H208V183H209ZM219 181V180H218ZM238 181V180H237ZM253 181H254V179H253ZM254 181V182H255ZM45 182V183H46ZM53 182V181H52ZM75 181H73L72 183L73 184H75L74 183ZM81 182V181H80ZM86 182H88V181H86ZM90 182V181H89ZM94 182H96V180L94 179ZM112 182V181H111ZM138 182H140V181H137L136 183H138ZM142 182V181H141ZM140 182V183H141ZM157 182H158V180H157ZM167 182H168V180H167ZM197 182V181H196ZM211 182V181H210ZM215 182V181H214ZM251 182V181H250ZM135 183V184H136ZM186 183V182H185ZM191 183H192V181H191ZM212 183V182H211ZM258 183V181H256L255 182V186H254V188L256 189L257 188V184ZM35 184V183H34ZM40 184V183H39ZM39 184H36L37 186L39 185ZM41 184H43V183H41ZM53 184L55 185V182H53ZM63 184H64V182H63ZM66 184V183H65ZM77 184H78V182H77ZM77 184H75V186L77 187ZM80 184V183H79ZM78 184V186H81L82 184H80L79 185ZM84 184H85V182H84ZM91 184H93L92 182H91ZM109 184V183H108ZM119 184H121V187H123V185L125 186V184H123V183H119ZM119 184H118V186H119ZM123 184V185H122ZM134 184V185H135ZM143 184V183H142ZM147 185H149L148 183H146ZM146 184H145V186H146ZM168 184V183H167ZM167 184H165V185H167ZM183 184V183H182ZM197 184H198V182H197ZM207 184V183H206ZM216 184V183H215ZM214 184V185H215ZM224 184V183H223ZM233 184H234V182H233ZM244 184V183H243ZM243 184H241L242 185V187H244L243 186ZM248 184V183H247ZM250 184V183H249ZM254 184V183H253ZM1 185V186H2ZM27 185V184H26ZM29 185H31V182H30V184ZM36 185H34V186H36ZM45 185V184H44ZM50 185V184H49ZM49 185L47 186V187H49ZM70 185V184H69ZM85 185H87V184H85ZM128 185H130V184H128ZM127 185V186H128ZM192 185V184H191ZM199 185V184H198ZM212 185V184H211ZM218 185V184H217ZM259 185V184H258ZM5 186V185H4ZM7 187H8V185H6ZM32 186V185H31ZM63 186V185H62ZM65 186V185H64ZM67 186H68V184H67ZM74 186V185H73ZM138 186V185H137ZM184 186V185H183ZM195 186V185H194ZM200 186H201V184H200ZM203 186V185H202ZM208 186H210V185H208ZM219 186V185H218ZM224 186V185H223ZM232 186V185H231ZM231 186H230V188H231ZM263 186V185H262ZM3 187V186H2ZM6 187V188H7ZM24 188H25V186H23ZM29 187V186H28ZM82 187V186H81ZM134 187V186H133ZM136 187V186H135ZM185 188H186V186H184ZM193 187V185L191 186V188ZM233 187H234V185H233ZM258 187H260V185L258 186ZM27 188V187H26ZM34 188V187H33ZM37 188V187H36ZM40 187L38 186V189H39ZM46 188V187H45ZM44 188V189H45ZM56 188V187H55ZM61 188V187H60ZM63 188V187H62ZM66 188H68V187H65V189ZM70 188V187H69ZM72 188V187H71ZM84 187H82L81 189H83ZM87 188V187H86ZM92 188H94V187H92ZM131 188V187H130ZM146 188H147V186H146ZM172 188V187H171ZM170 188V189H171ZM195 188H197V187H195ZM211 188H212V186H211ZM215 188V187H214ZM236 188H237V186H236ZM262 188H264V186L262 187ZM2 189V188H1ZM43 189V188H42ZM64 189V188H63ZM73 189V188H72ZM80 189V188H79ZM134 189V188H133ZM144 189V188H143ZM193 189V188H192ZM191 189V190H192ZM199 189H202V188H199ZM217 188H215V190H216ZM226 189V188H225ZM246 189V188H245ZM250 190H252L253 189V186L251 187V188H249ZM3 191H5L4 190V188L2 189ZM9 190V189H8ZM59 190H62V189H59ZM90 190H91V187H90ZM116 190V189H115ZM161 190V189H160ZM172 190V189H171ZM190 190V189H189ZM194 190V189H193ZM204 190V189H203ZM207 190V189H206ZM204 191V192H206L207 193V191ZM2 191V192H3ZM11 191V190H10ZM10 191H6L7 193H8V195H9V193H10ZM13 191V190H12ZM50 191V190H49ZM55 191V190H54ZM53 191V192H54ZM65 191V190H64ZM78 191V190H77ZM104 191V190H103ZM106 191V190H105ZM118 191V190H117ZM200 191V190H199ZM198 191V192H199ZM212 191H213V189H212ZM30 192V191H29ZM74 192V191H73ZM99 192V191H98ZM116 192V191H115ZM161 192V191H160ZM159 192V193H160ZM191 192V191H190ZM210 192V191H209ZM246 192H248L249 194H253V193H256L257 191H246ZM262 192V191H261ZM5 193V192H4ZM14 193V192H13ZM18 192L16 191L15 192V194L16 195H18L17 194ZM37 193V192H36ZM44 193V192H43ZM43 193H42V195H43ZM52 193V192H51ZM91 193H92V190H91ZM128 193V192H127ZM145 193H146V191H145ZM180 193V192H179ZM186 193V192H185ZM211 193V192H210ZM209 193V194H210ZM221 193V192H220ZM264 193V192H263ZM3 194V193H2ZM44 194H46V193H44ZM47 194H48V192H47ZM96 194V193H95ZM108 194V193H107ZM126 193H124V195H125ZM130 194L131 193H129L128 194V196L127 197H129L130 196ZM133 194V193H132ZM171 194V193H170ZM181 194H182V192H181ZM196 195H198V193H195ZM201 193L199 192V195H200ZM229 194V193H228ZM227 194V195H228ZM234 194V193H233ZM233 194H231V196L233 195ZM5 195V194H4ZM40 195V194H39ZM81 195H82V193H81ZM98 195V194H97ZM100 195V194H99ZM116 195V194H115ZM127 195V194H126ZM142 195V194H141ZM145 195H147V194H145ZM149 195V194H148ZM154 195V194H153ZM186 195V194H185ZM204 195V194H203ZM208 195V194H207ZM226 195V194H225ZM236 195V194H235ZM242 196L244 195V194H241ZM1 196V195H0ZM13 196H14V194H13ZM29 196V195H28ZM36 196V195H35ZM41 196V195H40ZM39 196V197H40ZM45 196V195H44ZM44 196H42V197H44ZM49 196V195H48ZM62 196H63V194H62ZM68 196V195H67ZM137 196V195H136ZM143 196V195H142ZM165 196V195H164ZM168 197H169V195H167ZM172 196V195H171ZM189 196V195H188ZM187 196V197H188ZM191 196V195H190ZM189 196V197H190ZM210 196V195H209ZM219 196V195H218ZM229 196V195H228ZM234 196V195H233ZM17 197V196H16ZM15 197V198H16ZM38 199H39V197H38V195L36 196ZM42 197H40V198H42ZM46 197H47V195L44 197L45 199H46ZM52 197V196H51ZM59 197V196H58ZM64 197V196H63ZM71 197V196H70ZM76 197V196H75ZM97 197V196H96ZM102 197H104V196H102ZM115 197V196H114ZM123 197H126V196H123ZM126 197V198H127ZM133 197H135V195L133 196ZM140 197V196H139ZM157 197V196H156ZM184 197V196H183ZM189 197H188V199H189ZM192 197V196H191ZM195 197V196H194ZM197 197V196H196ZM200 197H201V195H200ZM199 197V198H200ZM214 197V196H213ZM250 197V196H249ZM43 198V199H44ZM67 198H69V196L67 197ZM74 198V197H73ZM85 198H86V196H85ZM117 198V197H116ZM125 198V199H126ZM132 198V197H131ZM144 198V197H140L139 199L140 200H142V199ZM149 198V197H148ZM158 198H159V196H158ZM157 198V199H158ZM166 198V197H165ZM193 198V197H192ZM207 198V197H206ZM218 198H220V197H218ZM230 198V197H229ZM225 199V198H222V199H225V201H229V200H231V199ZM232 198H234V197H232ZM238 198V197H237ZM237 198H235V199H237ZM242 198V197H241ZM258 198V197H257ZM18 199H19V197H18ZM54 199V198H53ZM53 199H51V201L53 200ZM60 199H61V197H60ZM70 199H72V198H70ZM80 199V198H79ZM96 199H98V198H96ZM105 199H106V197H105ZM118 199H120V197H118ZM147 199V198H146ZM156 199V200H157ZM163 199V198H162ZM182 199V198H181ZM180 199V200H181ZM196 199V198H195ZM197 199H198V197H197ZM203 199H205V198H202V200ZM213 199V198H212ZM221 199V198H220ZM221 199V200H222ZM234 199V200H235ZM238 199H240V198H238ZM246 199V198H245ZM33 200H34V198H33ZM41 200V199H40ZM39 200V201H40ZM50 200V199H49ZM65 200V199H64ZM67 200V199H66ZM74 200H75V198H74ZM108 200H111V199H108ZM107 200V201H108ZM121 200V199H120ZM124 200V199H123ZM139 200V201H140ZM144 200V199H143ZM154 200V199H153ZM159 200V199H158ZM164 200V199H163ZM170 200V199H169ZM173 200H174V198H173ZM179 200V199H178ZM185 200V199H184ZM183 200V201H184ZM201 200V201H202ZM215 200H217L216 198H215ZM221 200L219 201V202H221ZM233 200V199H232ZM240 200H242V199H240ZM240 200H235L236 202L237 201H240ZM256 199H254V201H255ZM21 201V200H20ZM36 201V200H35ZM38 201V202H39ZM42 201V200H41ZM81 201V200H80ZM96 201V200H95ZM99 201V200H98ZM128 201H130L129 199H128ZM177 201V200H176ZM186 201V200H185ZM190 201H192V200H190ZM194 201V200H193ZM196 201V200H195ZM200 201V200H199ZM198 201V202H199ZM223 201V200H222ZM245 201V200H244ZM252 201V200H251ZM27 201H25V203H26ZM65 202V201H64ZM86 202V206L88 205V200L87 201H85ZM91 202V201H90ZM100 202V201H99ZM105 202V201H104ZM122 202V201H121ZM135 202H137V200L135 201ZM144 202V201H143ZM146 202V201H145ZM148 202V201H147ZM159 202V201H158ZM197 202V201H196ZM203 202V201H202ZM202 202H199V203H202ZM207 202V201H206ZM209 202H210V200H209ZM208 202V203H209ZM233 202V201H232ZM236 202L234 203V204H236ZM255 202H257L256 203V205L254 206V204H251L252 205V208H251V206H250V208L248 209V203L247 204H244L243 203V205L242 204H240V207H239V209H237V211L238 212H236L234 215H231L232 217H230V218H225V219H217V220H220L219 221V223L217 224V226L218 227H221V226H225L226 228H227V231H225V233H226V235H224V237L222 238V240H226V242H224V241H222L221 242V244H219V245H217L216 246V243H215V248H214V250L213 251H211V253H209V255L208 256H206L205 255V257H204V260L206 259L207 260V262L205 263V261L202 259V257H201V259L204 261V263H202V264H264V197L262 196L261 197V195H260V199L258 200V201H255ZM2 203V202H1ZM23 203V202H22ZM28 203V202H27ZM36 203H37V201H36ZM47 203V202H46ZM56 203H59V202H56ZM73 203V202H72ZM71 203V204H72ZM77 203V202H76ZM80 203V202H79ZM82 203V202H81ZM108 203V202H107ZM112 203V202H111ZM110 203V201H109V204H111ZM126 203V202H125ZM133 203V202H132ZM176 204H177V202H175ZM187 203H189L188 201H187ZM205 203V202H204ZM211 203V202H210ZM223 203H224V201H223ZM227 203V202H226ZM231 203V202H230ZM229 203V204H230ZM238 203V202H237ZM241 203V202H240ZM14 204H15V202H14ZM17 204V203H16ZM41 204V203H40ZM74 205H76L75 203H73ZM85 204V203H84ZM115 204V203H114ZM124 204V203H123ZM166 204H168V203H166ZM170 204H171V202H170ZM190 204V203H189ZM193 204V203H192ZM191 204V205H192ZM228 204V203H227ZM233 204V203H232ZM28 205V204H27ZM67 205H69V204H65V203H62V204H59V205H57L58 206V208H59V211L61 210V212L63 211V212H68V206ZM130 204H128V206H129ZM143 205V204H142ZM153 205V204H152ZM178 205V204H177ZM186 205V204H185ZM237 205V204H236ZM10 206V205H9ZM22 206V205H21ZM24 206V205H23ZM22 206V207H23ZM40 206V205H39ZM78 206V205H77ZM84 207H85V205H83ZM101 206V205H100ZM99 206V207H100ZM115 207H119V204H118V206H116V205H114ZM114 206H112L113 207V209H114ZM124 206V205H123ZM138 206V205H137ZM136 206V207H137ZM154 206V205H153ZM153 206L151 207V208H153ZM161 206V205H160ZM179 206V205H178ZM184 206V205H183ZM190 206V205H189ZM193 206V205H192ZM200 206V205H199ZM203 206V205H202ZM231 206V205H230ZM230 206H228V207H230ZM36 207H38L37 205H36ZM82 207V206H81ZM98 207V208H99ZM130 207V206H129ZM142 207V206H141ZM163 207V206H162ZM233 207L235 208V206L233 205ZM233 207H230V209L231 208H233ZM17 208V207H16ZM31 208H32V206H31ZM30 208V209H31ZM41 208H42V206H41ZM77 208V207H76ZM87 208V207H86ZM90 208H91V206H90ZM101 208H103V207H101ZM100 208V209H101ZM121 208L123 209V207L121 206ZM140 208V207H139ZM146 208V207H145ZM170 208V207H169ZM191 208V207H190ZM203 208V207H202ZM201 208V209H202ZM10 209V208H9ZM13 209L15 210V208L13 207ZM12 209V210H13ZM19 209V208H18ZM26 209V208H25ZM28 210V209H26L25 211H34V209L33 210ZM82 209V208H81ZM85 209V208H84ZM94 208H92V210H93ZM107 209H109V208H107ZM106 209V210H107ZM118 209V208H117ZM128 209V208H127ZM127 209H125V210H127ZM157 209V208H156ZM184 209V208H183ZM197 209H199V208H197ZM215 209V208H214ZM13 210V211H14ZM43 210V209H42ZM91 210V211H92ZM97 210V209H96ZM105 210V209H104ZM105 210V211H106ZM110 210H112V208L110 209ZM115 210V209H114ZM131 210H133V209H131ZM140 210V209H139ZM141 210H143V209H141ZM148 210V209H147ZM153 209H151V211L149 212L150 214L153 212L152 211ZM173 211H174V208L172 209ZM172 210H171V212H172ZM178 210V209H177ZM228 210H229V208H228ZM17 211V212H16ZM15 212V216L17 217V219L15 220H13V219H11V217L10 218H6V217H2V212H1V210H0V264H73L72 262H71V259H72V257H74V256H76V255H71L72 257H71V259H70V257L68 256V254H64V253H59V252H57V251H53L52 249H51V245L49 246H45V245H42L43 244V241H42V243L40 242V239H39V236H34L31 240H29L28 242H24V244H23V246H21V248H19V247H16L18 244H20V243H23L22 241L24 240V237L28 234V233H30L31 231H33L34 229H35V227H36V222L35 221H38V220H33L32 218H31V216H33L32 214L33 213H31V214H29V212L27 213V212H25L22 208L21 209H19V210H16ZM35 211H36V209H35ZM57 211V210H56ZM88 211V210H87ZM90 211V210H89ZM89 211H88V213H89ZM103 211V210H102ZM101 211V212H102ZM123 211H124V209H123ZM122 211V212H123ZM146 211V210H145ZM155 211H157V210H155ZM181 211H185V210H181ZM231 211H233V209L231 210ZM235 211V210H234ZM4 212V211H3ZM41 212V211H40ZM86 212V211H85ZM94 212V214L96 213L95 211H93ZM113 213H115L114 211H112ZM121 212V211H120ZM119 212V213H120ZM126 211H124V213H125ZM134 212V211H133ZM148 212V211H147ZM170 212V211H169ZM175 212L176 211H174L173 212V214H174V216H175ZM186 212V211H185ZM197 212V211H196ZM199 212V211H198ZM197 212V213H198ZM201 212V211H200ZM199 212V213H200ZM214 212V211H213ZM216 212V211H215ZM222 212V211H221ZM47 213V212H46ZM87 213V214H88ZM118 213V214H119ZM124 213H120L121 214V216L123 217L124 216ZM131 213V212H130ZM138 213V212H137ZM157 212H155V214L154 215H157L156 214ZM159 213V212H158ZM165 213V212H164ZM167 213H168V211H167ZM182 214L184 213V212H181ZM196 213V214H197ZM238 213V214H237ZM5 214V213H4ZM7 214H9L8 212H7ZM36 214V213H35ZM102 214V213H101ZM100 214V215H101ZM107 214V213H106ZM111 213H109V215H110ZM118 214H116V215H118ZM141 214V213H140ZM142 214H143V212H142ZM166 214V213H165ZM165 214H163L164 216H165ZM177 214H178V212H177ZM176 214V215H177ZM220 214V213H219ZM219 214H218V216H219ZM221 214H224V213H221ZM227 214V216H228V213H226ZM38 215V214H37ZM96 215V214H95ZM115 215V214H114ZM130 216H132V214H129ZM135 215V214H134ZM138 215H139V213H138ZM138 215L136 216V217H138ZM145 215V214H144ZM148 214L146 213V216H147ZM159 215H161V213L159 214ZM158 215V216H159ZM169 215H170V213H169ZM198 215V214H197ZM236 215V216H235ZM40 216V215H39ZM41 216H43V214L41 215ZM84 216V215H83ZM88 216V215H87ZM110 216H112V215H110ZM140 216V215H139ZM142 216V215H141ZM140 216V217H141ZM146 216H143V217H146ZM149 216H151V219H152V216L153 215H149ZM148 216V217H149ZM157 216V217H158ZM178 216V215H177ZM176 216V217H177ZM191 216V215H190ZM212 216V215H211ZM217 216V215H216ZM215 216V217H216ZM223 216V215H222ZM225 216V215H224ZM8 217V216H7ZM36 217V216H35ZM35 217H33V218H35ZM63 217H64V215H63ZM96 217V216H95ZM103 217V216H102ZM107 217V216H106ZM109 217V216H108ZM115 217V216H114ZM121 217V219H123ZM135 217V218H136ZM163 217V216H162ZM167 217V216H166ZM170 217V216H169ZM179 217V216H178ZM177 217V218H178ZM219 217H221V216H219ZM38 218V216L36 217V219ZM62 218V217H61ZM65 218L66 217H64V220H65ZM75 218H76V216H75ZM78 218V217H77ZM84 218V217H83ZM117 218V220H116V222L115 223H117V221H118V217H116ZM153 218H154V216H153ZM159 219H160V216L158 217ZM180 218V217H179ZM203 218V217H202ZM213 218V217H212ZM49 219V218H48ZM86 219V218H85ZM95 219H97V217L95 218ZM107 219H110V217L109 218H107ZM111 219H113L112 217H111ZM120 219V218H119ZM120 219V220H121ZM129 219H131V218H129L128 217V220ZM145 219H148V218H145ZM174 219V218H173ZM207 219V218H206ZM227 219V220H226ZM234 219H237V223H235V220ZM40 220H42V218L40 219ZM51 220H52V218H51ZM79 220V219H78ZM106 220V219H105ZM125 220V219H124ZM124 220H121L122 222L124 221ZM136 220V219H135ZM138 220H139V218H138ZM141 220V219H140ZM153 220V219H152ZM155 220V219H154ZM157 220V219H156ZM162 220V219H161ZM160 220V221H161ZM172 220V219H171ZM182 220V219H181ZM205 220V219H204ZM216 220V221H217ZM53 221H54V219H53ZM86 221V220H85ZM96 221V220H95ZM115 221V220H114ZM142 221V220H141ZM141 221H140V223H141ZM145 221V220H144ZM148 220H146L145 222H143V223H146ZM151 221V220H150ZM159 221V220H158ZM158 221H157V223H158ZM170 221V220H169ZM173 222L174 221H176V219L175 220H172ZM177 221H178V219H177ZM50 222V221H49ZM49 222H48V224H49ZM55 222V221H54ZM60 222V221H59ZM70 222V221H69ZM111 222V221H110ZM137 222V221H136ZM152 222V221H151ZM163 222V221H162ZM205 222V221H204ZM212 222L214 223V221L212 220ZM61 223V222H60ZM66 223V222H65ZM83 222H81V224H82ZM87 223V222H86ZM98 223H100V222H98ZM104 223V222H103ZM102 223V224H103ZM107 223V224H106ZM106 227H108V221H106ZM119 223V222H118ZM135 223V222H134ZM148 223V222H147ZM164 223V222H163ZM73 224V223H72ZM101 224V223H100ZM112 224V223H111ZM127 224V223H126ZM136 224V223H135ZM134 224V225H135ZM158 224H160V223H158ZM167 224V223H166ZM170 224V223H169ZM174 224V223H173ZM253 224H256L257 225V227H256V229L254 228V230H253ZM45 226H47L46 224H44ZM52 225V224H51ZM60 225V224H59ZM62 225V224H61ZM60 225V226H61ZM63 225H64V223H63ZM61 226V227H64V226ZM89 225V224H88ZM93 225V224H92ZM99 225V224H98ZM104 225V224H103ZM110 225V224H109ZM131 225V224H130ZM133 225V226H134ZM139 225H141V224H139ZM148 225V224H147ZM154 226H155V224H153ZM152 225V226H153ZM157 225V224H156ZM172 225V224H171ZM170 225V226H171ZM204 225V224H203ZM206 225H207V223H206ZM205 225V226H206ZM57 226V224L55 225V227ZM75 226V225H74ZM93 226H95V225H93ZM105 226V225H104ZM103 226V227H104ZM114 226H115V224H114ZM114 226H111L110 225V227L113 229L114 228ZM142 226V225H141ZM158 226H160V225H158ZM164 226V225H163ZM169 225H167V227H168ZM174 226V225H173ZM51 227V226H50ZM101 227V226H100ZM105 227V228H106ZM123 227V226H122ZM132 227V226H131ZM137 226L135 225V228H136ZM143 227V226H142ZM149 227H151V226H149ZM176 227V226H175ZM204 227V226H203ZM255 227V226H254ZM39 228H41V227H38V229ZM45 227L43 226V229H44ZM57 228V227H56ZM60 228V227H59ZM58 228V229H59ZM65 228V227H64ZM89 228V227H88ZM96 228V227H95ZM104 228V229H105ZM109 228V227H108ZM119 228V227H118ZM134 228V229H135ZM146 228V227H145ZM161 228H163V227H160V229ZM169 228V227H168ZM177 228V227H176ZM207 228H209V227H207ZM237 228H241L243 231H245V233H246V237H245V239H243V240H234V236H236V233H237V231H236V229ZM49 229V228H48ZM51 229V228H50ZM53 229V228H52ZM55 229V228H54ZM66 229V228H65ZM74 229V228H73ZM117 229V228H116ZM115 229V230H116ZM132 229V228H131ZM141 229H143V228H141ZM175 229V228H174ZM198 229V228H197ZM64 230V229H63ZM63 230H61L62 232H64ZM78 230V229H77ZM87 230V229H86ZM89 230H93V228L91 229H89ZM163 230V229H162ZM184 230V229H183ZM208 231L209 230H211V229H207ZM213 230V229H212ZM212 230H211V232H212ZM40 231V230H39ZM42 231V230H41ZM40 231V232H41ZM45 231H47L46 229H45ZM51 231V230H50ZM55 231L56 232H60L59 230L57 231V229H55ZM74 231V230H73ZM75 231H76V229H75ZM94 231H96L95 229H94ZM100 231V230H99ZM102 231V230H101ZM114 231V230H113ZM136 231V230H135ZM143 231H145L144 229H143ZM148 231V230H147ZM151 231V230H150ZM150 231H148V232H150ZM154 232H155V230H153ZM161 231V230H160ZM159 231V232H160ZM174 231V230H173ZM182 231V230H181ZM80 232H82V234H83V231L81 230ZM93 232V231H92ZM104 232V231H103ZM119 232V231H118ZM133 232V231H132ZM146 232V231H145ZM162 232V231H161ZM166 232H168L167 231V228H166ZM171 232V231H170ZM169 232V233H170ZM33 233V232H32ZM61 233V232H60ZM73 233V232H72ZM79 233V232H78ZM88 233H90V231L89 232H87V234ZM94 233V232H93ZM93 233H91V234H93ZM97 233H98V231H97ZM99 233H102V232H99ZM104 233H106V232H104ZM114 234H116L117 232H113ZM120 233H123V234H126V230H125V228L123 227V229H122V232H120ZM143 233V232H142ZM151 233H152V231H151ZM168 233V234H169ZM174 233V232H173ZM172 233V234H173ZM176 233V232H175ZM178 233L179 232H177V235H178ZM181 233V232H180ZM183 233H184V231H183ZM187 232H185L184 234H186ZM41 234V233H40ZM39 234V235H40ZM43 234V233H42ZM47 234H49V233H47ZM51 234H52V236H54V235H56V236H54L55 238L57 237V236H61V235H63L64 233H61V235H59L58 233V235L55 233V232H52L51 231ZM50 234V235H51ZM54 234V235H53ZM68 235H69V231H68V233H67ZM71 234V233H70ZM76 234V233H75ZM95 234V233H94ZM112 234V233H111ZM117 234H119V233H117ZM158 234V233H157ZM156 234V235H157ZM166 234V233H165ZM172 234H170V236H172ZM183 234V235H184ZM210 234V233H209ZM240 234V233H239ZM50 235H49V238H51L50 237ZM73 235H74V233H73ZM72 235V236H73ZM77 235H79V234H77ZM80 235H81V233H80ZM96 235V234H95ZM97 235H99V234H97ZM101 235V234H100ZM177 235H175V237H177L178 238V236ZM182 235V236H183ZM193 235V234H192ZM212 235V234H211ZM210 235V236H211ZM76 236V235H75ZM104 236V235H103ZM106 236V235H105ZM104 236V237H105ZM112 236V235H111ZM162 236H164V235H162ZM162 236H161V239H162ZM182 236H181V238H182ZM186 236V235H185ZM188 236V235H187ZM206 236V235H205ZM208 236V235H207ZM239 236H241V235H239ZM40 237H41V235H40ZM53 237V238H54ZM69 237V236H68ZM87 237V236H86ZM90 237L91 236H89V238L88 239H90ZM96 237H98V236H96ZM101 237V236H100ZM108 237V236H107ZM106 237V238H107ZM115 237V236H114ZM130 237V236H129ZM139 237V236H138ZM143 237V236H142ZM148 237V236H147ZM151 237V236H150ZM167 237V236H166ZM174 237V236H173ZM190 236H188V238H189ZM204 237V236H203ZM237 237V236H236ZM44 238H46L45 236H44ZM48 238V239H49ZM59 238V237H58ZM93 238V237H92ZM92 238H91V240H92ZM95 238V237H94ZM145 238V237H144ZM149 238V237H148ZM153 238H154V236H153ZM169 238V237H168ZM176 238V239H177ZM179 238H180V236H179ZM181 238H180V240H181ZM187 237L185 238V239H188ZM204 238H206V237H204ZM212 238V237H211ZM65 239V238H64ZM68 239V238H67ZM66 239V240H67ZM81 238H79V240H80ZM87 238H85V240H86ZM96 239V238H95ZM98 239V238H97ZM108 239V238H107ZM121 239H123L122 238V236H121ZM120 239V240H121ZM125 239V238H124ZM141 239V238H140ZM140 239H138L137 240V238L135 239V240H137L136 241V243L138 242V241H140ZM152 239V238H151ZM156 239V238H155ZM174 239V238H173ZM172 239V240H173ZM184 239V238H183ZM192 239H193V237H192ZM238 239V238H237ZM253 239H255V241L253 240ZM56 240V239H55ZM66 240H64V241H66ZM77 240V239H76ZM78 240V241H79ZM91 240H90V242H91ZM99 240V239H98ZM111 240V239H110ZM126 240V239H125ZM149 240V239H148ZM147 240V242H150V240L148 241ZM170 240V239H169ZM205 240V239H204ZM214 240H215V236H214ZM70 241V240H69ZM87 241V240H86ZM89 241V240H88ZM94 241V240H93ZM96 241V240H95ZM95 241L94 242H92L93 243V245H95L94 243H95ZM102 241V240H101ZM127 241V240H126ZM125 241V244L127 243ZM154 241V240H153ZM158 240H156V242H157ZM162 241H164V240H162ZM182 241V240H181ZM185 241V240H184ZM191 241V240H190ZM189 241V242H190ZM193 241V240H192ZM191 241V242H192ZM219 241V240H218ZM253 241V242H252ZM81 242H82V240H81ZM103 242V241H102ZM140 242H142V241H140ZM145 242V241H144ZM143 242V245H142V247L144 246V243ZM155 242V241H154ZM159 242V241H158ZM178 242V241H177ZM186 242V241H185ZM194 242H195V240H194ZM197 242V241H196ZM199 242V241H198ZM46 243V242H45ZM66 243V242H65ZM72 243V242H71ZM70 243V244H71ZM80 242H77L76 244H79ZM114 243H115V245L114 246H116V244H117V246H118V244H119V239H118V237H115L114 238ZM124 243V242H123ZM122 243V244H123ZM135 243V242H134ZM134 244V245H137V244ZM160 243V242H159ZM162 243V242H161ZM169 243V242H168ZM184 243V242H183ZM201 243V242H200ZM205 243H206V241H205ZM218 243V242H217ZM63 244V243H62ZM61 244V245H62ZM73 244H75V242L73 243ZM97 244V243H96ZM101 244V243H100ZM99 244V245H100ZM106 244H107V242H106ZM108 244H109V242H108ZM113 245V242L112 243H110L109 245L112 247V245ZM121 244V245H122ZM154 244V243H153ZM163 244V243H162ZM177 245H178V243H176ZM179 244H180V242H179ZM182 244V243H181ZM185 244V243H184ZM189 244V243H188ZM191 244V246H192V244H193V242L192 243H190ZM201 244H203V243H201ZM72 245V244H71ZM80 245H83V242H82V244H80ZM126 245H129V244H126ZM125 245V246H126ZM131 245V244H130ZM130 245H129V247H130ZM139 245V244H138ZM146 245V244H145ZM168 245V244H167ZM187 245V244H186ZM194 245H195V243H194ZM199 245V244H198ZM79 246V245H78ZM140 246V245H139ZM138 246V247H139ZM151 246V245H150ZM155 246V245H154ZM164 246V245H163ZM162 246V247H163ZM208 246V245H207ZM213 246V245H212ZM87 247V246H86ZM97 247H100V246H97ZM101 247H103V245H101ZM123 247H124V245H123ZM127 247V246H126ZM128 247V248H129ZM145 247V246H144ZM143 247V248H144ZM157 247V246H156ZM168 247V246H167ZM185 247V246H184ZM194 247V246H193ZM17 248H19V249H17ZM73 248V247H72ZM107 248V247H106ZM131 248V247H130ZM129 248V249H130ZM134 248V247H133ZM141 248V247H140ZM139 248V249H140ZM154 248L155 247H153V250H154ZM166 248V247H165ZM169 249H170V247H168ZM177 248H179V247H177ZM187 248V247H186ZM186 248H185V250H186ZM66 249V248H65ZM69 249V248H68ZM93 249V248H92ZM120 249H121V247H120ZM138 249V248H137ZM149 249V248H148ZM148 249L146 250L145 249V251H147L148 252ZM152 249V248H151ZM151 249H149V250H151ZM175 249V248H174ZM189 249H190V247H189ZM204 249H206V247L204 248ZM207 249H208V247H207ZM20 250V251H19ZM59 250H61V249H59ZM90 250V249H89ZM101 250V249H100ZM104 250V252H105V249H103ZM127 250V249H126ZM155 250H157V248L155 249ZM167 250V249H166ZM178 250H180V249H178ZM204 251L203 250V246H202V249L200 248V250L199 251ZM71 251H73V250H71ZM91 251V253L93 252L92 250H90ZM124 251H125V247H124ZM131 252L133 251V250H130ZM137 251V250H136ZM144 251V250H143ZM191 251V250H190ZM193 251H194V249H193ZM202 251H201V253H202ZM205 251H207V250H205ZM232 251V253H233V255H230L229 253ZM73 252H75V251H73ZM101 252V251H100ZM119 253H120V251H118ZM126 252V251H125ZM147 252H145V253H147ZM155 252H157V251H155ZM174 252V251H173ZM176 252V251H175ZM178 252V251H177ZM185 252H188V251H185ZM195 252V251H194ZM196 252H198V251H196ZM89 253V252H88ZM96 253L97 252H95V254H93V255H95L96 256ZM107 253H108V251H107ZM110 253V252H109ZM108 253V255H110ZM118 253V254H119ZM121 253H122V251H121ZM120 253V254H121ZM129 253V252H128ZM164 253V252H163ZM166 253V252H165ZM164 253V254H165ZM189 253H192V252H189ZM71 254V253H70ZM76 254V253H75ZM84 254V253H83ZM102 254V253H101ZM119 254V255H120ZM127 254V253H126ZM139 254V253H138ZM143 254V253H142ZM168 254V253H167ZM176 254V253H175ZM85 255V254H84ZM100 255V254H99ZM124 255V254H123ZM134 256H136V254L134 253L133 254ZM149 255H151V254H149ZM153 255V254H152ZM159 255V254H158ZM171 255V254H170ZM194 255V254H193ZM198 255V254H197ZM202 255V254H201ZM86 256V255H85ZM101 256V255H100ZM100 256H99V259H100ZM106 257L107 255H103V256H101V262H102V257ZM111 256H112V254H111ZM125 256V255H124ZM146 256V255H145ZM164 256H166V255H164ZM180 256V255H179ZM195 256V255H194ZM193 256V257H194ZM91 257V256H90ZM116 257H118V256H116ZM116 257H114V259H116ZM125 257H127V256H125ZM147 257H148V255H147ZM159 257V256H158ZM167 257V261H170L171 260V257H170V260H169V257L168 256H166ZM191 257H192V255H191ZM195 257H199V256H195ZM195 257H194V259H195ZM211 257H213V261L211 260ZM77 259H78V255H77ZM91 259H92V257H91ZM107 259H108V257H107ZM129 259H130V257H129ZM134 259H135V257H134ZM148 259H149V257H148ZM147 259V260H148ZM150 259H151V256H150ZM161 259H163V256H161ZM172 259H173V257H172ZM174 259H175V256H174ZM173 259V260H174ZM231 259V260H230ZM79 261H80V259H78ZM106 260V259H105ZM104 260V261H105ZM139 260H141V259H139ZM172 260V261H173ZM177 260V259H176ZM188 260V259H187ZM196 260V259H195ZM201 260V261H202ZM84 261V260H83ZM88 261V260H87ZM86 261V262H87ZM107 261V260H106ZM116 261V260H115ZM114 261V262H115ZM129 261V260H128ZM132 261V260H131ZM143 261H144V259H143ZM142 261V262H143ZM166 261V260H165ZM178 261H179V259H178ZM189 261H191L190 259L188 260V262ZM198 261H200V259H198ZM92 262V261H91ZM98 262V261H97ZM110 261H108V263H109ZM130 262V261H129ZM151 262V261H150ZM150 262H148V263H150ZM197 262V261H196ZM99 263V262H98ZM105 262H103V264H104ZM111 263V262H110ZM118 262H116V264H117ZM123 263H126L125 261L123 262ZM138 263V262H137ZM141 263V262H140ZM167 263V262H166ZM190 263V262H189ZM188 263V264H189ZM198 263V262H197ZM75 264V263H74ZM89 264H90V261H89ZM152 264H153V262H152ZM164 264V263H163ZM168 264H170V263H168ZM183 264V263H182ZM192 264H196V263H192Z\"/></svg>",
  "mask_w": 264,
  "mask_h": 264
}]
</instances>
